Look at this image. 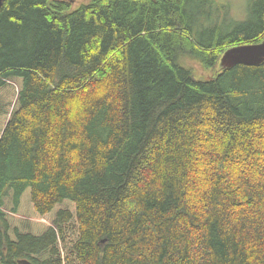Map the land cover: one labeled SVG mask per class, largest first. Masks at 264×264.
Wrapping results in <instances>:
<instances>
[{"label": "trees", "instance_id": "trees-1", "mask_svg": "<svg viewBox=\"0 0 264 264\" xmlns=\"http://www.w3.org/2000/svg\"><path fill=\"white\" fill-rule=\"evenodd\" d=\"M228 8L5 0L0 264H264V64L187 65L264 41Z\"/></svg>", "mask_w": 264, "mask_h": 264}, {"label": "water", "instance_id": "water-1", "mask_svg": "<svg viewBox=\"0 0 264 264\" xmlns=\"http://www.w3.org/2000/svg\"><path fill=\"white\" fill-rule=\"evenodd\" d=\"M5 0H0V10ZM264 64V41L257 44H242L225 51L218 63L217 73L231 70L236 66L245 65L258 67ZM18 264H34L27 259L19 260Z\"/></svg>", "mask_w": 264, "mask_h": 264}, {"label": "rangeland", "instance_id": "rangeland-1", "mask_svg": "<svg viewBox=\"0 0 264 264\" xmlns=\"http://www.w3.org/2000/svg\"><path fill=\"white\" fill-rule=\"evenodd\" d=\"M66 1L71 2L73 4V7L77 8L78 6L82 4H87L92 0H66ZM215 1L216 3L229 7L228 8L229 16H230L229 18L234 19L235 21H243L248 17L249 8L251 4L256 0H215ZM221 11L225 13L224 10ZM219 15H220V20H219L220 23L226 21L225 19H223V15L221 14V12H219ZM230 21L231 20H229V22ZM187 65L189 68H192V70L195 73H197L198 78L201 80L212 79L218 71V66L214 69H205L201 64L195 61H190L188 62Z\"/></svg>", "mask_w": 264, "mask_h": 264}]
</instances>
